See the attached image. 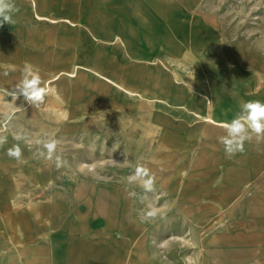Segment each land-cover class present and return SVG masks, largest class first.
<instances>
[{
    "label": "rangeland",
    "instance_id": "obj_1",
    "mask_svg": "<svg viewBox=\"0 0 264 264\" xmlns=\"http://www.w3.org/2000/svg\"><path fill=\"white\" fill-rule=\"evenodd\" d=\"M67 1L74 12L52 0H32V8L39 18L76 26L83 3L88 4L92 28L87 41L91 61L100 59L106 68L101 79L84 73L79 62L56 68L61 56L52 54L45 57L51 69L39 70L48 89L44 102L37 107L22 97L14 101L3 82L18 81L13 63L20 56L0 32V134L8 138L0 146V264H23L29 254L46 260L38 264H150L142 260L146 257L134 260L133 243L114 229L76 232L67 246L53 236L61 231L57 217L51 219L54 228L27 232L35 221L23 210L49 202L69 210H88L87 205L104 210L103 203L107 210L129 211L143 238L140 254L145 250L147 255L146 240L154 239V254L162 257L164 249L157 245L165 242L171 261L190 256L193 264L195 251L205 254L208 241L228 231L264 233V141L246 142L242 153L227 158L219 143L223 126L205 118L212 113L234 117L243 102H264V0ZM100 6L112 17L118 7L129 20L134 12L146 15L152 37L128 19H114L111 30L119 36L95 38L93 18ZM102 29H107L104 23ZM74 38L43 43L75 44L78 61L81 27ZM17 135L28 141H17ZM53 138L60 141V167L38 143ZM15 144L22 149L19 162L7 155ZM111 159L117 164L105 163ZM82 164H94L103 179L82 170ZM137 167L154 178L147 199L140 184L127 179ZM149 204L158 215L142 221ZM252 251L258 255L264 248Z\"/></svg>",
    "mask_w": 264,
    "mask_h": 264
},
{
    "label": "crops",
    "instance_id": "obj_2",
    "mask_svg": "<svg viewBox=\"0 0 264 264\" xmlns=\"http://www.w3.org/2000/svg\"><path fill=\"white\" fill-rule=\"evenodd\" d=\"M52 1L56 7H66L71 13L74 12V4L72 2L67 0ZM14 2L16 7L19 9V11L13 16L15 22L11 25L4 24V26L1 27L0 32H3L4 38H9L12 40L11 46L14 48L17 47L19 52V59L13 63V65H15L14 70L18 71L17 74L13 75L18 77V81L21 78V71L25 64L37 65L32 66L38 70L41 77V72L39 71L40 69L46 70L51 69L52 67L51 65L53 63L45 58L52 54H59L61 56V62L58 64V66H55L56 68H64L65 66L69 65V63L70 65H74L76 62H79L82 64L81 70L84 73L92 72L94 76H98L99 79L102 78L101 73L106 71L104 64L100 59L97 60L96 58L95 61H91L90 45L87 40L91 38L92 18L88 4L86 2L83 3L82 16L80 17L77 15L81 24L78 23L76 26L69 25L68 22H65L62 19L52 22L50 20L37 17V15L34 14V9L32 8V0H14ZM117 9L113 10L115 11V17H112L111 14L113 13L108 12L107 10H105L104 14L102 6L96 10L97 14L94 15L93 18V31L95 33V38H103L105 36L117 38V36H119L120 33H118V31L111 30L113 27L111 25L114 22V19L129 20V18L123 16L119 12L121 9L120 7ZM134 14L135 17H133L132 20H129L130 23H132L138 31L145 32L147 37H152L154 32L150 31V27L147 26V22H145L143 19V17H146V15H140L137 12H134ZM103 23L107 29H102ZM76 27L82 28L84 39L82 56L77 57V60L79 58L78 61L74 59V56H76L75 44L71 46H60L56 44L43 43V40L45 39L57 38L71 39L72 41H75L74 36ZM33 38L37 40L36 44L34 45L23 41V39L30 40ZM13 40H17V42ZM99 43L100 44H98V47H101L102 42ZM96 55H101L100 48L98 52H96ZM69 57H73L72 62H69ZM28 59H31L32 62H29ZM5 64L10 63L7 62ZM70 68L72 69L73 67ZM62 74L63 73L56 75V79H59ZM8 79L9 78H5L3 87L5 90H9L10 92L13 90L18 81L11 83L8 81ZM105 81H107V79H105ZM225 114L226 115L221 118L217 113H212L209 117L205 118L206 121L212 125L223 126L225 122H229L234 118L231 116V113ZM101 204L104 210H100V206L96 208L93 205H87L88 210H85L84 207H81L79 210H69L64 206H58L57 204L50 202L36 204L34 205V210H23L29 215V217H34L35 221L33 227L30 225L26 231L28 232V230H35V233H37L39 231L50 230L56 226V224L51 222V219L57 217L58 221L62 223L61 231L53 232V236H57L56 238H61L62 242H65L66 246L69 245L68 243L70 240L73 241L74 236H76V232H78V234L80 233L81 235H84L87 233L90 234L91 230H97L100 228L104 230L114 229L117 230L124 238L129 239L130 243H133L131 249L133 252L135 250L133 259L136 261H139L141 257H146L144 259L142 258V260H145L150 264H185V262H182L181 260L171 261L169 248L168 253L165 254V249L167 245L169 246V244H165L162 257L159 258L156 256L154 254V239L146 240V242H148L147 255H145V250H143L140 254L143 238L142 236L140 237L139 233L135 231V226L138 224L135 216L131 214V219L129 220V211L107 210L105 204ZM126 229L131 231V233H126ZM236 232L237 233L233 231L232 233L228 231L224 233V237H214L210 239L206 245V247L209 248L205 254L202 252L200 254L198 251L194 252L192 257L193 264H264V253L256 255L253 254L252 251L257 247L264 248V233H260L252 229L237 230ZM166 243L168 242L166 241ZM29 256L30 257L28 258H23V264H38L46 261L42 258H33L30 254ZM50 261L52 263L56 262L55 260ZM66 261L68 262V260ZM4 264L10 263L5 261Z\"/></svg>",
    "mask_w": 264,
    "mask_h": 264
},
{
    "label": "clouds",
    "instance_id": "obj_3",
    "mask_svg": "<svg viewBox=\"0 0 264 264\" xmlns=\"http://www.w3.org/2000/svg\"><path fill=\"white\" fill-rule=\"evenodd\" d=\"M18 11L19 9L16 7L14 0H0V27H3L4 24H13L15 22L13 16ZM9 94L14 101L22 97L27 104L38 107L48 95V89L42 86L38 70L31 64H25L21 71V78ZM223 129L225 134L219 137V143L223 146L224 154L227 158H232L237 153H242L246 142L255 140L259 143L264 141V102L259 100L243 102L234 118L223 124ZM7 139V136L0 134V146L6 144ZM15 139L17 141H28V137L25 135H17ZM38 143L42 144L46 150V158L55 160L57 167H60L61 159L57 154L60 141L53 138L44 139L38 141ZM7 155L19 162L22 157V149L19 144L7 149ZM40 155L44 156L45 152L42 151ZM105 163L108 165L117 164L113 159ZM80 167L82 170L87 169L88 173L92 174L95 179H103L102 176L96 173L94 164H82ZM127 179L130 184H140L145 194L142 199H147V193H151L154 190V178L146 168L137 167ZM49 184L50 186L53 185L54 181H50ZM130 195L135 196L136 193H130ZM157 215V209L149 204L148 210L140 218L142 221H147L156 218ZM154 243L156 242L154 241ZM164 246L165 242H160L157 245L159 248H164ZM185 264H192L190 256L185 257Z\"/></svg>",
    "mask_w": 264,
    "mask_h": 264
}]
</instances>
